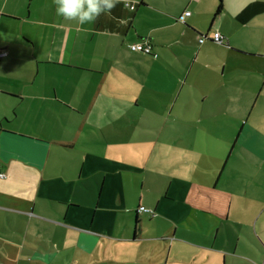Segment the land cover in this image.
Returning a JSON list of instances; mask_svg holds the SVG:
<instances>
[{
  "label": "crops",
  "instance_id": "0c3cea01",
  "mask_svg": "<svg viewBox=\"0 0 264 264\" xmlns=\"http://www.w3.org/2000/svg\"><path fill=\"white\" fill-rule=\"evenodd\" d=\"M55 7L0 0V264H264V0Z\"/></svg>",
  "mask_w": 264,
  "mask_h": 264
},
{
  "label": "clouds",
  "instance_id": "9594fccd",
  "mask_svg": "<svg viewBox=\"0 0 264 264\" xmlns=\"http://www.w3.org/2000/svg\"><path fill=\"white\" fill-rule=\"evenodd\" d=\"M137 0H53L58 17L75 21L77 25L91 24L101 15L110 14L116 4L134 10Z\"/></svg>",
  "mask_w": 264,
  "mask_h": 264
},
{
  "label": "built area",
  "instance_id": "2783aa9c",
  "mask_svg": "<svg viewBox=\"0 0 264 264\" xmlns=\"http://www.w3.org/2000/svg\"><path fill=\"white\" fill-rule=\"evenodd\" d=\"M190 15V12L189 11H186L184 13V15L181 17V20L184 22V17L186 16H189ZM209 37L205 34L201 35L199 37V42L200 43H203L205 40H207ZM212 40L216 43H223V36L218 32L216 31L213 36H212ZM129 49L131 51H136V52H142V53H146V54H150L151 51H152V46L151 45H145V44H142V43H133V44H130L129 45ZM2 54L0 53V56ZM1 177H3V175H0ZM139 211L140 212H147V213H153V210L152 209H149V208H146V207H140L139 208Z\"/></svg>",
  "mask_w": 264,
  "mask_h": 264
},
{
  "label": "trees",
  "instance_id": "16d2710c",
  "mask_svg": "<svg viewBox=\"0 0 264 264\" xmlns=\"http://www.w3.org/2000/svg\"><path fill=\"white\" fill-rule=\"evenodd\" d=\"M222 8V0H219V8H218V12L221 10Z\"/></svg>",
  "mask_w": 264,
  "mask_h": 264
}]
</instances>
